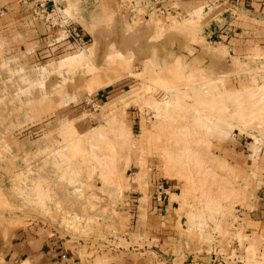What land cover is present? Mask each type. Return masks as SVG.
<instances>
[{
	"label": "rangeland",
	"instance_id": "rangeland-1",
	"mask_svg": "<svg viewBox=\"0 0 264 264\" xmlns=\"http://www.w3.org/2000/svg\"><path fill=\"white\" fill-rule=\"evenodd\" d=\"M159 1L76 22L70 3L43 44L1 40L0 264L171 259L122 250L157 196L185 263L264 264V45L221 38L229 12Z\"/></svg>",
	"mask_w": 264,
	"mask_h": 264
},
{
	"label": "crops",
	"instance_id": "crops-1",
	"mask_svg": "<svg viewBox=\"0 0 264 264\" xmlns=\"http://www.w3.org/2000/svg\"><path fill=\"white\" fill-rule=\"evenodd\" d=\"M145 2L146 0H143V3ZM160 2L161 6L167 8L169 13L175 16L187 15L189 12L195 11L196 8L202 9L204 13L215 15L224 11L229 12L233 17L230 16V22H227L224 27L225 35L221 38L225 39L232 34L231 40H234L237 45H240L239 42H242L243 39H250L252 44L264 45V0H241L240 2L238 0H160ZM70 3L76 8L73 16L76 22L77 19L79 21L86 19V15L89 13L97 14L105 10V7L113 8L115 0H0V42L6 39L9 43L20 46L43 44L44 40H49L53 36L51 30L54 21L51 20V16L56 14L58 10L65 9ZM144 6L146 7V5ZM153 194L159 195L156 189H154ZM165 199L166 197L162 201L161 197L157 196L150 197L147 202L141 205L138 202L143 213H140L135 226L137 232L134 230V234L132 233L136 236V244L135 242L132 243L128 237V241L125 240L121 243L122 250L125 251L124 246L126 244H129L127 249L129 252L130 248H134L133 245L141 246L143 244L146 246L145 242L150 239L156 245L159 244L161 252L163 247H167L165 252H171L170 257H173L162 261L158 259L161 258L159 250L156 253L145 250L144 247L143 253L151 252L158 256V261L155 264H194L195 259L198 262L201 261L202 257L197 254V256L191 257V263H185L189 254L184 255L180 250L184 247L182 240H180L181 233L170 232L171 229H175V222H177L173 212H171L175 208L172 207L173 202L168 198ZM252 216L256 220L258 219V213L252 214ZM176 235L177 237H175ZM50 250L53 251L50 247L47 252H51ZM173 252L176 253L174 256ZM42 255L46 254L42 252ZM37 256L40 259H37L38 264L62 263L60 261L50 262L49 254L46 255L45 259L39 253ZM33 264L35 263L33 262Z\"/></svg>",
	"mask_w": 264,
	"mask_h": 264
},
{
	"label": "built area",
	"instance_id": "built-area-1",
	"mask_svg": "<svg viewBox=\"0 0 264 264\" xmlns=\"http://www.w3.org/2000/svg\"><path fill=\"white\" fill-rule=\"evenodd\" d=\"M155 1H157V0H155ZM241 0H238V2H240ZM159 3H160V1H159ZM158 3V4H159ZM158 4H156V5H158ZM160 6H161V4H160ZM76 37H78V38H75V37H73V44H80V42L81 43H83V41H82V36L81 35H76Z\"/></svg>",
	"mask_w": 264,
	"mask_h": 264
}]
</instances>
